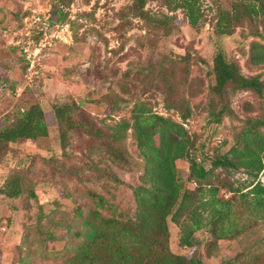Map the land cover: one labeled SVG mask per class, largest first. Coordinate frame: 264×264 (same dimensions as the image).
I'll return each mask as SVG.
<instances>
[{
  "label": "rangeland",
  "instance_id": "obj_1",
  "mask_svg": "<svg viewBox=\"0 0 264 264\" xmlns=\"http://www.w3.org/2000/svg\"><path fill=\"white\" fill-rule=\"evenodd\" d=\"M251 2L196 0L192 25L175 0H148L143 15L131 10L132 0H0V130L33 104L46 123L45 135L0 144V264H75L92 228L113 239V217L136 218L132 189L144 182V161L132 129L117 141L113 125L140 103L189 136V154L175 161L182 188L217 185L238 223L220 237L200 228V243L188 248L168 218L169 250L205 264L264 263L263 212L256 216L242 197L252 177L211 161L231 157L247 126L264 131L255 122L264 116V89L229 86L219 97L210 87L218 49L241 74L264 82V63L250 60L254 43L264 45V20L244 10ZM222 13L241 15L230 34L218 33ZM191 158L204 178L191 174ZM15 175L23 192L10 197L1 189ZM97 237L89 259L105 252Z\"/></svg>",
  "mask_w": 264,
  "mask_h": 264
},
{
  "label": "trees",
  "instance_id": "obj_2",
  "mask_svg": "<svg viewBox=\"0 0 264 264\" xmlns=\"http://www.w3.org/2000/svg\"><path fill=\"white\" fill-rule=\"evenodd\" d=\"M147 1L132 0L130 8L137 15H143ZM175 1L174 6L186 11L189 22L195 25L198 20V15L195 14L196 0ZM244 10L249 17L256 16L264 20V0H252L244 5ZM240 18L239 14L231 18L222 13L216 23L218 33H232V25ZM254 46L251 62L264 63V45L254 43ZM209 74L212 78L211 91L219 97L229 86L252 90L257 94H262L264 89V82L258 76L247 77L241 74L236 64L228 60L221 49L213 55ZM62 114V109L57 107L55 115L60 121L64 120ZM255 122L257 125H264V116ZM129 129L133 131L144 161V182L132 189L138 208L137 216L126 220L113 217V239L102 232L100 227L92 228L87 234L86 242L81 245L80 253L83 252L79 254V260L75 264H205L200 258L176 255L169 250L168 218L180 228L179 244L190 248L200 243L195 232L205 226H211L212 233L217 237L237 232L238 223L231 217V201L217 196V185L210 184L208 189L202 185L194 189L182 188L175 161L189 154L191 143L181 123L151 112L140 103L135 105L129 119H121L113 125V138L120 141ZM45 134L44 111L40 105L33 104L22 112L16 123L0 130V144ZM121 152L117 147L113 155L121 156ZM230 153L231 157H212V164L225 168H243L248 172L253 181L242 197L249 196V200L244 202L257 209V213L254 210L256 216L263 212L260 218L264 219V182L259 179L254 181L260 172L264 176V131L247 126L241 134L240 144L232 147ZM190 160L191 174L204 178V169L197 166L194 159ZM1 190L10 197H18L23 192L20 177L15 175L7 178ZM225 221L229 223L228 226H224ZM107 222L108 220L103 219L102 226L105 227ZM96 237L105 252L89 259L94 255H89L88 244Z\"/></svg>",
  "mask_w": 264,
  "mask_h": 264
}]
</instances>
